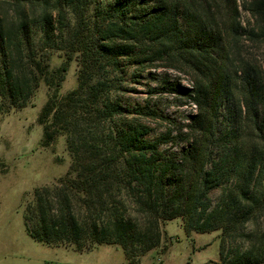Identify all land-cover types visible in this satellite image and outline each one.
<instances>
[{
  "label": "trees",
  "instance_id": "trees-1",
  "mask_svg": "<svg viewBox=\"0 0 264 264\" xmlns=\"http://www.w3.org/2000/svg\"><path fill=\"white\" fill-rule=\"evenodd\" d=\"M57 53L79 67L66 96ZM159 70L191 83L163 74L195 107L181 127L128 98L131 71ZM43 84L42 146L64 137L72 164L24 205L35 243L141 264L181 219L189 237L220 233L215 264H264V0H0V116Z\"/></svg>",
  "mask_w": 264,
  "mask_h": 264
},
{
  "label": "rangeland",
  "instance_id": "rangeland-1",
  "mask_svg": "<svg viewBox=\"0 0 264 264\" xmlns=\"http://www.w3.org/2000/svg\"><path fill=\"white\" fill-rule=\"evenodd\" d=\"M68 67L61 95L66 96L78 88V64H67L62 54L57 53L51 60V68ZM155 78L143 75L140 83H133L132 71L127 76V84L132 93L128 98L135 103L156 107L163 115L176 122V127L186 123L187 116L195 111L190 100L181 93L172 92L163 82L167 74L170 85L179 84L190 88L191 83L183 75L171 71H152ZM153 92H152V91ZM49 91L43 84L29 106L23 110L0 116V264H42L43 259L75 261L73 248H53L35 243L26 233L24 226V205L33 200L36 188L51 186L67 175L72 159L64 137H59L51 146L43 147L44 129L39 124L42 110L47 104ZM147 123L160 134L169 126L160 120H147ZM218 192L213 197L218 196ZM162 246L139 260L143 264H215L220 262V233H194L189 237L184 223L176 219L162 225ZM50 248V247H49ZM115 251V257H124V251L117 246H97L95 250ZM117 251L121 254H117ZM79 253V252H77ZM82 254V253H81ZM99 264H116L99 262Z\"/></svg>",
  "mask_w": 264,
  "mask_h": 264
},
{
  "label": "crops",
  "instance_id": "crops-1",
  "mask_svg": "<svg viewBox=\"0 0 264 264\" xmlns=\"http://www.w3.org/2000/svg\"><path fill=\"white\" fill-rule=\"evenodd\" d=\"M48 249L53 250L55 253L53 254V257H61L63 254H61L59 251L56 252L57 250H61L60 248L57 250H54L53 248H49ZM64 248V247H63ZM116 251V250H115ZM115 251H103V250H95V252H91V253H77V252H73L74 255H76L75 257V261L72 263H69L67 261H63L60 259H46V258H42V264H99V262H113L116 264H125L124 261V257H121L120 259H118L117 257H115L116 254H114ZM117 254H121L117 251ZM143 264V263H141Z\"/></svg>",
  "mask_w": 264,
  "mask_h": 264
}]
</instances>
